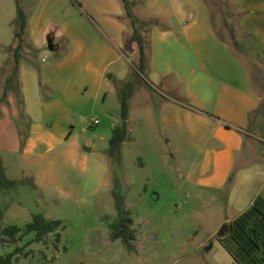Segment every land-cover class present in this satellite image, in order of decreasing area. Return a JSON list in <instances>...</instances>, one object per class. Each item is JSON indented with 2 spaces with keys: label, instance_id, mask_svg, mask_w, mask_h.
<instances>
[{
  "label": "crops",
  "instance_id": "1",
  "mask_svg": "<svg viewBox=\"0 0 264 264\" xmlns=\"http://www.w3.org/2000/svg\"><path fill=\"white\" fill-rule=\"evenodd\" d=\"M204 1L130 0L147 43L138 77L129 62L138 58L137 45L121 0H35L24 11L14 77L28 121L21 146L27 167L41 169L57 151L76 152L85 126H97L109 141L121 122V99L114 104V97L121 83L133 81L131 97L135 90L143 96L136 117L159 124L156 132L168 148L174 137L199 138L191 142L203 153L199 186L221 188L231 179L225 203L237 215L255 199L264 201V153L252 140L264 145V0H233L242 14L241 31L252 42L242 54L217 32ZM156 85L166 95L149 102ZM98 100L107 105L105 112L83 124L84 108ZM133 114L129 105L128 126ZM8 129L10 151L15 138Z\"/></svg>",
  "mask_w": 264,
  "mask_h": 264
},
{
  "label": "rangeland",
  "instance_id": "2",
  "mask_svg": "<svg viewBox=\"0 0 264 264\" xmlns=\"http://www.w3.org/2000/svg\"><path fill=\"white\" fill-rule=\"evenodd\" d=\"M204 2L223 39L240 54L251 49L252 42L241 31L242 14L234 1ZM34 3L0 0V99L6 90L0 102V155L7 177L13 180L0 193V209L3 226L21 228L20 240L16 244L1 243L0 254L22 248L15 264H238L229 253L234 252L230 223L238 215L225 203L232 180L221 188L199 186L195 177L203 153L199 145L191 143L199 142V138L174 137L168 148L156 132L159 124L136 117L143 98L140 91L135 90L129 101L134 114L128 138L120 148V159L110 156L107 133H98L97 126H85L78 135L76 152L57 151L51 163L46 161L41 169L27 167L21 146L28 121L17 101L14 78L8 84L6 78L12 74L17 45V5L28 12ZM129 62L136 60L130 58ZM120 86L114 104L122 97L123 84ZM164 93L156 85L149 89L148 101L156 103ZM106 107L101 100L89 104L84 108L82 123L99 117ZM103 124L107 125L106 119ZM7 126L12 127L15 138L10 151ZM262 133L264 137V129ZM252 140L264 153V145ZM115 191L124 197L133 219V251L119 239H110L111 223L117 214ZM257 199L245 210L252 208ZM261 199L256 201L257 208L264 206ZM37 214L61 220L62 224L42 241L32 242L34 233L25 232V225Z\"/></svg>",
  "mask_w": 264,
  "mask_h": 264
},
{
  "label": "trees",
  "instance_id": "3",
  "mask_svg": "<svg viewBox=\"0 0 264 264\" xmlns=\"http://www.w3.org/2000/svg\"><path fill=\"white\" fill-rule=\"evenodd\" d=\"M126 17L130 21L132 32L130 38L136 42L138 50V58L133 64L136 75L139 77L144 74V68L147 62V43L143 35V23L139 21L132 13L130 8V0H121ZM18 30L15 32L17 45L13 52V71L6 78V84L10 82L18 72V57L21 48V42L26 28V14L17 5ZM134 88V82L126 83L122 90L120 101V119L121 122L112 129L109 139L110 156L120 159V148L128 138V111L129 99ZM6 96V90L3 92L2 99ZM13 184V180L7 177L5 169L0 158V193L9 188ZM259 199V198H258ZM257 199V200H258ZM256 200V201H257ZM256 201L254 202L256 204ZM261 202L264 201L261 199ZM114 204L116 208V217L111 223L110 239H119L123 245L130 251L135 250L134 240L136 232L133 225V219L129 210L126 208L124 197L120 192H114ZM245 210L238 215L233 222L230 223L229 237L234 244V252L229 253L238 264H264V206L259 208L256 205ZM255 209V212L253 210ZM3 212L0 209V244H16L20 240L19 233L21 228L17 225L3 226ZM62 224L61 220H52L45 218L42 214L32 217V220L25 225V232L34 233L32 242L42 241L49 233L57 230ZM263 248V249H262ZM22 248L15 247L11 252L0 254V264H15V259ZM238 252V253H237ZM241 255L239 256L238 254ZM255 256V257H254Z\"/></svg>",
  "mask_w": 264,
  "mask_h": 264
},
{
  "label": "water",
  "instance_id": "4",
  "mask_svg": "<svg viewBox=\"0 0 264 264\" xmlns=\"http://www.w3.org/2000/svg\"><path fill=\"white\" fill-rule=\"evenodd\" d=\"M48 48L51 50V49H53V46H52V44H51V41L49 40L48 41Z\"/></svg>",
  "mask_w": 264,
  "mask_h": 264
},
{
  "label": "built area",
  "instance_id": "5",
  "mask_svg": "<svg viewBox=\"0 0 264 264\" xmlns=\"http://www.w3.org/2000/svg\"><path fill=\"white\" fill-rule=\"evenodd\" d=\"M97 122H98V121H97L96 119H94V120L91 121V124H92V123H95V124H96Z\"/></svg>",
  "mask_w": 264,
  "mask_h": 264
}]
</instances>
